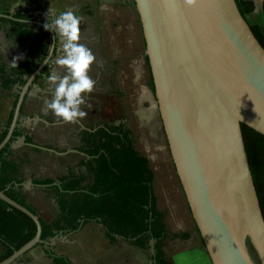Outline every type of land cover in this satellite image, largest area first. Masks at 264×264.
I'll return each instance as SVG.
<instances>
[{"label": "water", "instance_id": "obj_1", "mask_svg": "<svg viewBox=\"0 0 264 264\" xmlns=\"http://www.w3.org/2000/svg\"><path fill=\"white\" fill-rule=\"evenodd\" d=\"M134 1L162 128L211 262L264 264V216L242 131L244 124L264 135V47L236 0ZM41 14L44 19L48 16V12ZM0 18L38 26L45 23L19 20L11 14H0ZM46 66L43 61L22 88L0 151L11 141L26 94ZM27 186H34L33 181L24 183ZM0 199L27 214L37 226L35 237L0 264H16L39 244L49 246L56 239L43 241L36 214L4 191Z\"/></svg>", "mask_w": 264, "mask_h": 264}, {"label": "rangeland", "instance_id": "obj_2", "mask_svg": "<svg viewBox=\"0 0 264 264\" xmlns=\"http://www.w3.org/2000/svg\"><path fill=\"white\" fill-rule=\"evenodd\" d=\"M57 4L63 11L72 9L84 17L80 24V42L91 48L95 55L89 72L95 87L93 92L86 94V105L82 107L88 115L79 122L88 129L122 126L132 132L137 148L149 158L156 174L154 193L171 233L166 246L170 261L173 264H212L198 234L161 126L145 59L142 26L133 0H59ZM56 68L59 74H64L61 66ZM52 95L46 97L45 93H40L35 102L33 99L28 102L27 112L59 123L49 135L51 127L46 128L42 122L36 124V131L42 134H39L42 137L35 136L36 140L42 147L65 153L68 146H60L56 141L64 137L68 139L70 131L76 128L80 134L79 141L71 140L68 145L78 149L88 138L81 132L82 126L78 122H61L52 111L45 110L44 102ZM151 111L160 123L156 133L149 125ZM31 153L35 158L25 160L31 165L26 175L27 182L66 174V168H56L58 157L53 152ZM59 157L63 164L80 163L84 159V155L79 153ZM30 192L28 201L39 215L47 220L54 219L59 212L54 193L38 187ZM179 233L187 236L175 238ZM64 238L66 251L74 264H153L150 253L133 247L123 239L110 243L104 228L95 222Z\"/></svg>", "mask_w": 264, "mask_h": 264}, {"label": "trees", "instance_id": "obj_3", "mask_svg": "<svg viewBox=\"0 0 264 264\" xmlns=\"http://www.w3.org/2000/svg\"><path fill=\"white\" fill-rule=\"evenodd\" d=\"M236 2L245 19L247 14L256 8L254 0ZM133 5L135 6L134 0ZM13 16L19 20H36L35 11L18 12ZM0 23L14 27L16 43L23 48L15 75L27 77L7 79V86L19 82L22 87L43 63L47 49L52 45V32L46 30L44 26L6 18H0ZM250 27L264 47V35L260 28L254 25ZM55 54L57 53L54 52ZM145 59L151 87L155 92L146 53ZM50 64L36 77L33 84L40 80L46 82V76L51 71ZM18 99L19 94L16 96L14 110ZM14 110L1 134L0 143L7 136L14 118ZM93 130L83 131L88 140L78 148L79 152L86 154L80 162L79 171L71 170L68 174L56 178L33 180L35 187L54 193L59 211L54 219L48 221L39 215L24 193L27 178L22 168L25 160L18 162L12 153L13 142L21 135L18 130L14 132L7 146L0 151V191H4L8 197L39 217L43 228L42 240L45 242H50L61 234L76 233L87 224L95 222L104 228L105 237L110 243L115 244L119 239H123L133 247L150 253L153 264H173L166 253L171 233L165 221V213L158 207L154 193L156 174L149 158L137 148L129 129L122 126L116 128L101 126ZM242 131L264 216V135L244 124ZM32 141V137L27 138V142ZM34 150L42 152L39 148ZM197 231L201 238L198 228ZM36 233L37 226L31 217L0 199V262L32 240ZM186 236L185 233H179L174 237ZM249 246L254 259L258 262L250 242ZM46 253L53 259L54 264H74L70 257L54 252L50 246L47 247Z\"/></svg>", "mask_w": 264, "mask_h": 264}, {"label": "crops", "instance_id": "obj_4", "mask_svg": "<svg viewBox=\"0 0 264 264\" xmlns=\"http://www.w3.org/2000/svg\"><path fill=\"white\" fill-rule=\"evenodd\" d=\"M57 1L59 0H0V14L14 15L18 12L35 11L36 15L43 17L42 14L40 15V12H43V13L48 12V16H46L45 18V21H47L49 18V13L52 8L56 12L63 11L61 6L57 4ZM254 2H255L256 8L253 12L247 14L246 20L250 25L258 26L264 35V3H263V0H254ZM14 30H15L14 27L10 24L0 23V137L14 110L16 96L20 94L22 88L24 87V86L21 87L19 85V82H16L15 84H13V86L12 85L7 86V83H6L7 79H11V78H14V79L25 78L26 79L27 78L26 76L18 77L17 75H15V69L18 67L21 61V58H22L23 48L16 43V40L14 37V33H15ZM14 59H16V63L13 62ZM54 65H55L54 63H51L50 67L52 70L54 69L57 72V68H56L57 65L56 67H53ZM3 70L5 71V73H3ZM46 84L47 82L40 80L37 84H33V86H30L29 91L26 94L25 101L23 104L24 108L21 112V115L19 118V124L16 128V130L21 132V135L17 139H15V141L12 144L13 158L17 160L18 162L22 160H26V158L27 160L28 159L33 160L35 158L34 156L32 157V153H31L32 151L36 153V151L34 150L35 147L31 145L40 144V142L36 140L37 137L35 136H39V134H41L39 133V131H36V126H37L36 124H38L39 122H42L43 124H45L46 128L51 127L49 129L48 135L51 132H54V126L59 124V123L50 121L49 119H45L44 116H41L40 117L41 119H38V117H36L35 114H33L32 112L26 111L28 102L31 99H33V102H35L38 94L45 93L46 97L50 94H53V89H51L50 87H47ZM151 116H152L151 123H149V125L154 129V132L156 133L158 125L160 123L159 124L157 123V117L153 111H151ZM28 137H32L33 141L31 143L27 142ZM76 139H78L79 141V130L75 128L72 131H70L68 139H65L64 137L62 139H58L56 142H58L57 144H59L60 146L61 145L68 146L66 150L67 154H77V152L74 151L76 148H71L72 146L68 145V143L71 140L76 141ZM55 155H57L58 157L57 167H56L57 169L61 167L66 168V174H68V172L71 170H77V171L80 170L79 162H75V163L71 162V163L63 164L62 159L59 156L64 155V154H61V155L55 154ZM25 163L26 162L23 163L22 170H23L25 177H27L26 175L29 174L28 172L30 171L31 165L28 163L26 164ZM36 188L37 187L35 186L34 187L27 186V187H24L23 190H24V193L28 196V193H31L30 190L32 189L34 190ZM68 235L70 234L59 235L58 237H56L55 240H52L51 245L49 246L52 248L54 252L58 254L66 255L72 259L71 255L69 254L68 251H66L67 249L65 248L66 245H65L64 237ZM60 241H61V245H59ZM47 247L48 246L46 244H40L36 246L31 251H29L27 254L22 256L21 259L16 264H54L53 259L46 253ZM0 253H1V247H0ZM72 261L74 263L73 259Z\"/></svg>", "mask_w": 264, "mask_h": 264}, {"label": "clouds", "instance_id": "obj_5", "mask_svg": "<svg viewBox=\"0 0 264 264\" xmlns=\"http://www.w3.org/2000/svg\"><path fill=\"white\" fill-rule=\"evenodd\" d=\"M194 2L188 0L189 4ZM83 19L72 9L56 12L52 8L44 23V28L54 33L55 38L44 56V64L54 63L64 72L61 75L53 69L47 74L46 82L53 89V95L45 100V110L52 111L61 122L76 123L88 115L82 105H86V94L93 92L95 87L89 74L95 55L91 48L80 42ZM13 62L16 63V59Z\"/></svg>", "mask_w": 264, "mask_h": 264}, {"label": "flooded vegetation", "instance_id": "obj_6", "mask_svg": "<svg viewBox=\"0 0 264 264\" xmlns=\"http://www.w3.org/2000/svg\"><path fill=\"white\" fill-rule=\"evenodd\" d=\"M36 15V14H35ZM36 20H43L44 22H46L45 21V19L43 18V17H41V16H39V15H36ZM52 70V69H51ZM46 86L47 87H49L48 86V84H46ZM81 126H82V133H83V131H85V130H93V129H88L86 126H84L83 124H81ZM101 127V126H100ZM96 128H99V127H95L94 128V130L93 131H95L96 130ZM80 135V134H79ZM80 137V136H79ZM81 139V138H80ZM85 144V143H84ZM83 144V145H84ZM80 146V145H79ZM78 146V147H79ZM82 146V145H81ZM42 150V149H41ZM42 151H45V150H42ZM74 151H76L77 153H79V154H82V155H84V157L86 156V154L85 153H83V152H79V150L78 149H75ZM49 152V151H48ZM56 154V153H55ZM64 154H67V151L64 153Z\"/></svg>", "mask_w": 264, "mask_h": 264}]
</instances>
